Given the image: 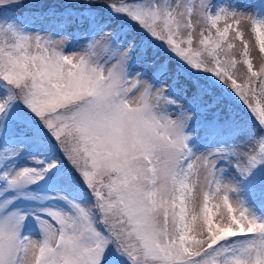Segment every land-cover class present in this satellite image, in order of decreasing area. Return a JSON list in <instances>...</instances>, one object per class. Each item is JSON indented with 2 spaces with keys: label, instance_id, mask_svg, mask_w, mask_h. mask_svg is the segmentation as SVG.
I'll use <instances>...</instances> for the list:
<instances>
[{
  "label": "snow or ice",
  "instance_id": "snow-or-ice-1",
  "mask_svg": "<svg viewBox=\"0 0 264 264\" xmlns=\"http://www.w3.org/2000/svg\"><path fill=\"white\" fill-rule=\"evenodd\" d=\"M253 37L264 0H0V264H264Z\"/></svg>",
  "mask_w": 264,
  "mask_h": 264
},
{
  "label": "rangeland",
  "instance_id": "rangeland-1",
  "mask_svg": "<svg viewBox=\"0 0 264 264\" xmlns=\"http://www.w3.org/2000/svg\"><path fill=\"white\" fill-rule=\"evenodd\" d=\"M250 31V30H249ZM245 38H248V34L246 33ZM237 48L233 50L232 56L233 58L241 61L236 65L235 71L237 75H242L243 73L247 72V65L243 64L242 62V51L243 47L240 45L239 41H236ZM252 45L253 47H250V55L249 58L252 60L253 63V70L256 71L258 70L259 64L261 63L262 60H264V54L259 53L258 45H255V40L254 37L252 38ZM238 82H240L238 80ZM214 203V202H213ZM199 208H197V211ZM213 211H216L215 209Z\"/></svg>",
  "mask_w": 264,
  "mask_h": 264
}]
</instances>
